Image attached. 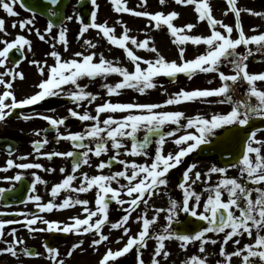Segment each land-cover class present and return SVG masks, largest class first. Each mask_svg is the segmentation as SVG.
Masks as SVG:
<instances>
[{"label":"snow or ice","instance_id":"obj_1","mask_svg":"<svg viewBox=\"0 0 264 264\" xmlns=\"http://www.w3.org/2000/svg\"><path fill=\"white\" fill-rule=\"evenodd\" d=\"M109 2L121 17L128 14L145 20L143 39L132 35L122 18L115 21L122 29L119 34L116 26L98 22L97 0H87L91 5L87 20L78 13L67 15L55 34L57 25L53 21L49 20L41 31L35 26L33 14L13 19L11 27L19 32L9 39L6 20L0 17V123L22 110L19 115L24 121L39 119L47 125L34 131L40 139L31 142L30 153L12 158L14 147H5L9 158L0 166V173L11 170L14 175L3 176L11 187H0V201L5 200L6 193L24 185L19 199L24 207L0 211V255L17 260L44 255L21 247L25 240L18 235L20 229L13 227L20 225L33 236L47 233L77 237L66 253L69 258L82 249L87 237H92L89 246L94 251L105 248L97 264H124L129 255L133 264H168L172 243L186 254L181 264H209L208 249L217 245L215 264H264V138L258 137L264 128L253 127L256 119L264 122V71H250L253 58L259 57L255 62L264 63V28L253 27L249 35L242 23V13L264 19V11L238 7V0H225L224 15H234V23L228 24L214 16L210 0H174L178 6H192L197 17L195 24L177 26L179 12L148 11L149 0H138L135 7H129L128 0ZM168 2L158 0L161 8ZM79 3L83 5L85 0ZM17 5L30 11L25 0H0V11L9 18L19 17ZM47 5L53 9L50 15L57 17L55 8L62 6V0H47ZM74 17L79 25L77 51L71 50L69 29L64 25L65 19L73 21ZM200 23L206 24L208 34L193 32ZM90 30L95 31L96 38L86 35ZM162 30L177 48L178 60L166 59L156 47L150 33ZM25 32H34L39 41L49 45L44 59H28L27 53L34 49ZM100 40L109 51L122 50L131 67L119 59H109L99 50ZM189 45L197 51L191 59L186 56ZM25 60L41 79L34 85V93L18 99L14 83L25 79L18 70ZM181 74L188 80L211 75L208 83H219L214 88H181L168 94L160 78L176 83ZM112 77L117 79L110 82ZM95 85L103 94L89 90ZM157 88L167 96L163 102L119 99L128 90L144 96ZM51 99L71 102L68 115L23 111ZM196 102L227 106V110L188 115L174 107ZM48 111L54 113L55 109ZM69 119L78 121L83 130L71 131L66 123ZM49 129L54 132L51 138ZM232 141H238L239 151L224 148L222 163H212L206 171L199 170L197 163H185L193 153H202L205 146L220 148ZM62 142L71 150L47 149L52 143ZM57 158L71 162V169L41 162ZM85 166L94 169V174L82 171ZM175 170L180 171V177L172 186ZM230 170L235 174L229 175ZM57 171L62 179L47 190L49 199L45 201L39 186L47 188L48 181L39 173ZM157 197H166L163 205L155 203ZM113 203L121 213L116 220L111 219ZM29 204L32 208L27 207ZM64 211L75 214L65 220L48 218ZM8 216L15 218H4ZM132 224L138 225L135 233ZM113 233L119 235L113 237ZM150 243L149 260L145 261ZM113 244L119 247L113 248ZM43 247L50 264H65L56 246L45 241Z\"/></svg>","mask_w":264,"mask_h":264},{"label":"flooded vegetation","instance_id":"obj_2","mask_svg":"<svg viewBox=\"0 0 264 264\" xmlns=\"http://www.w3.org/2000/svg\"><path fill=\"white\" fill-rule=\"evenodd\" d=\"M26 1V0H25ZM77 2L74 3V5L71 7V3L69 4L66 12H65V17L67 15H74V14H80L83 15L85 17V19L87 20V15H88V9L91 7L90 3H87V0H85V3L83 5H81L79 3V0H76ZM71 2V0H70ZM97 2H99V0H97ZM212 9H213V14L215 16V13H221L226 11L227 9V5L225 0H210ZM171 5H176L174 0H170ZM168 4V5H169ZM167 5V6H168ZM170 5V6H171ZM166 6V7H167ZM238 7L244 8H251L255 11H264V0H238L237 3ZM192 6H187L184 8H191ZM103 6L100 8L99 12H104L106 14H108L109 11H106V9H102ZM165 8V7H164ZM176 8L178 9L179 6L176 5ZM16 11H18L20 13L19 17L16 18H9L6 16V14L3 11H0V17L4 18L6 20L7 23V30L8 32L11 34L8 38H14L15 35L19 32V29H13L11 27L12 21L13 19H26V18H30L33 14H35V26L37 28H39L41 31H43L47 25V21H45L42 17H40L39 15H37L34 12H29L27 10L21 9L18 5L16 7ZM230 15V20L226 19L224 22L228 23V24H233L234 23V15L229 13ZM98 22H103L98 21ZM128 25L132 26L130 23V20H126L125 21ZM242 23L243 26L246 30V32L249 34L251 29L253 27H260V26H264V19L261 18H255L252 17L250 15L245 16L244 13H242ZM64 25L67 26V28L69 29L68 31V38L71 41V50L72 51H77L80 50V41H77L75 39L77 33H78V29H79V25L76 23L75 21V17L73 19V21H67L66 19L64 20ZM58 30V28H54L53 30V34L56 33V31ZM25 35H28L29 38L33 41V49L34 52L33 53H27L28 55V59H39L42 60L45 58V53L48 52L50 50L49 45L41 42L38 40V38L35 36L34 32L32 34H28V33H23ZM87 36L91 37V38H96V33L94 30H90L89 34H86ZM98 39V38H97ZM38 42L41 43V46L38 45ZM100 51H103L105 53V55L109 58V59H119L122 61V63L125 66L131 67L126 60H124L123 57V53L122 50H118V49H111V51H109V46L103 41L100 40ZM140 55H148L147 53L143 54V53H139ZM66 56L69 54H65ZM49 63H51V60L49 59ZM19 71H22L24 73L25 79L23 81L17 79V81L14 83V91L17 95V98H23L27 95H30L32 93H34L37 89L34 87L35 84H37L39 82V80L41 79L40 76L37 74L36 69L34 66L30 65L27 60H25L21 65L20 68L18 69ZM117 78L116 77H112L110 82H114ZM2 86H0V91H2ZM91 91L93 92H101L102 94V90L98 87V85L92 86L90 87ZM122 101H139V102H162L163 100L161 99V95H160V89L158 90H153L152 93H148L147 95L144 96H139L137 93L128 90L126 91L122 96H121ZM102 101H97V103H100ZM73 105L71 104V102L69 101H65L62 99H51L49 101H46L43 105H39V106H33V109H25L23 110L24 112L27 113H31L33 110L38 111V112H44L46 114L49 115H55L58 117H62V116H67L68 112L67 109L69 107H72ZM51 107V108H50ZM176 108H178L179 110H183L182 109V105L181 106H174ZM49 109H55V112H51L48 111ZM227 109L225 108L223 111H226ZM22 110H17V113L13 114V116L11 118H9L6 123H0V166H3L5 164V161L7 158H9V156L7 155V152L5 151V147L7 145H12L14 147V156L12 158H15V156H19V155H25L28 154L32 151L31 148V142L36 140V139H40V137H37L34 135V131L35 130H39V129H44L47 127L46 122L39 120V119H33L31 121H24L22 118H20L19 113ZM188 115H193V114H188ZM67 125L69 127V129L73 132L75 131H82L83 127L82 125L76 121L75 119H69L67 122ZM256 124H253V127H255ZM62 131L64 129H61ZM48 136L49 138H51L54 135V132L52 130L49 129L48 131ZM258 137L260 138H264V133H258ZM171 145L168 146V150H171ZM226 147H230L233 151L238 152L239 151V143L238 141H232L230 142V144L228 145H223V149L222 152L224 150V148ZM48 150H60V151H66V150H71L70 149V145L66 142H62L60 144H55L52 143L50 145L47 146ZM106 159V157H105ZM43 163H46L48 166H54L57 169H59V167H66L67 169H71V162L68 161H64L61 160L59 158L55 159L54 162H45V161H41ZM93 164H95V159L93 158ZM197 163L199 166V170L201 171H206L207 168L212 164V163H216V162H220L222 163V158H220L219 156L215 155V154H210L208 149H205L202 153H193L190 157L186 158L185 163ZM184 165H181L180 167L183 168ZM82 171H87L90 174H94V169L88 168V167H84L82 169ZM45 180L48 181V185L47 188L44 185H40L39 186V193L44 197L45 201L47 199H49L48 195H47V190L50 189L51 185L55 182H59L60 179H62L61 175L59 174V172L57 171L54 174H46V173H39ZM235 172L234 170H230L229 175H234ZM12 176L14 175V171H9L7 173H0V187H11V184L3 179V176ZM180 177V171L179 170H175V175L171 176V184L172 186H175V184L177 183L178 179ZM215 179V177H214ZM23 189H24V185H18L16 188V191L14 193H6L5 196V200L4 201H0V211H15V210H19L21 208H23V205L19 204V199L21 197V195H23ZM197 190H200L199 187L197 188ZM91 198V197H89ZM166 200V199H165ZM165 202V201H164ZM163 203H159V202H155L157 205H163ZM10 206V207H9ZM28 208H32V205L29 204L27 206ZM112 212H111V219L116 220L120 215V211L117 209V206L113 203L112 204ZM75 214L74 212H70V211H64V212H55L53 214H49L48 218L49 219H54V220H65L69 215H73ZM150 215V213H149ZM135 216V214H134ZM5 219H13L15 217H4ZM13 227H16L17 229H20V231H18V235L20 236L21 239L25 240V245H22L21 247H29L31 250L33 251H38L40 253H44L43 256L40 257H32V258H28V257H21L19 260H17L16 258L11 257L8 254H4V255H0V264H50L48 258H47V254L45 253V249L43 247V244L45 241H48L51 245L56 246L60 253L61 259L65 260V264H97V261L100 258V255L105 251L104 247H101L99 249V253H97L96 251H94L90 246H89V241L91 240L92 237H87L85 239V244L82 246V249H78L76 250V252L73 254L72 257H67L66 253L69 250V248L71 247V245L75 242H77L78 238L75 236H68L65 237L63 235L64 241L65 242H58L57 244H53L52 240L50 239L51 235L44 233V234H35V236H33V234H29L26 230L21 229L20 225H15ZM133 233H135V231L138 228V225L136 224H132L131 225ZM105 232H107V229H105ZM113 237L119 235V233H113L112 234ZM8 240H11V237H7ZM62 241V240H60ZM175 244V243H174ZM176 245V244H175ZM0 247H3L2 244H0ZM113 248L119 247V245H112ZM177 247V245H176ZM218 245L217 246H212L209 247L208 249V256H209V264H215V260L218 258L217 257V250H218ZM151 245L149 246V249L145 252L144 255V259L145 261L149 260V253L151 250ZM19 250V249H18ZM229 250H231V246H229ZM190 251H193V249H190ZM176 254H180L183 255V252H181L178 247L176 250ZM124 264H133L132 261V256L129 255L128 257L124 258ZM236 264H239V262L237 261Z\"/></svg>","mask_w":264,"mask_h":264},{"label":"rangeland","instance_id":"obj_3","mask_svg":"<svg viewBox=\"0 0 264 264\" xmlns=\"http://www.w3.org/2000/svg\"><path fill=\"white\" fill-rule=\"evenodd\" d=\"M76 0H71V7L74 5V3H76ZM99 5L100 8L103 6L102 9H106V11H109L108 14L104 13V12H98V21H107L108 24L110 26H116L117 28V34H119L122 29L119 27V25H115V21L117 19H123V21L125 22L126 20H130V23L132 26L128 25V27L130 29H132L131 34L137 36L140 39L144 38V33H143V29H144V25H145V21L142 20V18H134L128 14H123L122 17L119 14H116L113 10H112V6L109 2V0H99ZM138 3V0H128V6L129 7H135ZM170 3V0L168 2V4ZM73 4V5H72ZM169 4L167 7H163L161 8V6L158 3V0H149V7L147 8L148 11H158V10H163L165 12L168 11H172L175 10L177 12L180 13V17L175 21V24L177 26H183L187 23H196L197 22V17L196 14L193 11V8H184L183 6H179V8H176V5H171ZM91 11V7L88 9V12L90 13ZM100 11V9H99ZM225 12V11H224ZM224 12L215 13V17L218 19H221L223 21H225L226 19L230 20V15L228 14L227 16L224 15ZM245 16H247V13H244ZM257 18V17H255ZM261 28H264V26H260ZM194 33L196 34H208V29L205 23H200L197 25V27L193 30ZM155 40V45L158 48V50L160 51V53L162 55L165 56L166 59L168 60H178V50L177 48L171 43V38L169 37V35L167 34L166 30H162V31H152L150 33ZM253 34L251 31L249 33V35ZM38 45L41 46V43L38 42ZM203 49H200V51H202ZM145 54L144 52H140ZM197 54L196 49L193 48V46L189 45L187 47V52H186V56L187 58L191 59L193 58L195 55ZM150 54L146 55L149 56ZM256 59H259V57H255L253 58L252 62L250 63V71L252 72H260V71H264V63H257L255 62ZM225 71L227 72L228 69H225ZM213 77L211 75H198L196 77H194L192 80H188L187 78H183V77H178L177 78V82L176 83H172V82H165L163 79L160 78V82L164 84V87L167 88V92L168 94L174 93L179 91L181 88H184L186 90H192V89H205V88H214L216 86H218V80H216L214 83L209 84L208 80L212 79ZM160 89V95H161V99L164 101L167 96L163 95V89L161 88H157L156 90ZM103 94V93H102ZM120 99H122L120 97ZM162 101V102H163ZM182 109L183 111L186 112V114H195L196 112H211L213 110H224L225 108L227 109V106H217V105H205V104H201L199 102L196 103H189V104H184L182 105ZM166 197H164L163 199H161L160 197H157L155 202H159V203H163L165 201ZM151 215V213H150ZM161 224H163V219H161L160 221ZM151 245V243H150ZM152 248V245H151ZM170 250L172 252V256L170 258V261L168 262V264H181L182 260L185 258L186 254L183 253V255L180 256V254H176V250L177 247L174 243H172L170 245ZM151 252V250H150Z\"/></svg>","mask_w":264,"mask_h":264},{"label":"water","instance_id":"obj_4","mask_svg":"<svg viewBox=\"0 0 264 264\" xmlns=\"http://www.w3.org/2000/svg\"><path fill=\"white\" fill-rule=\"evenodd\" d=\"M26 5L28 6L29 4V8L34 11L37 12L38 14L42 15L43 17L47 18L48 20L54 21L57 20V22H59L62 19V14H63V10L66 7V1L62 0V6L59 8H55V10L59 13V15L57 17H54L53 19H50L46 13H47V0H44V2L41 3L40 0H34V1H30V0H26L25 1ZM49 8V7H48ZM184 76V75H183ZM254 123L259 124L255 127L261 128L260 123H263L262 121H260L259 119L255 120ZM263 128V127H262ZM206 149H209L208 147H205ZM222 149L223 146H221L220 148H211L209 149V153L210 154H216L221 158V153H222Z\"/></svg>","mask_w":264,"mask_h":264}]
</instances>
